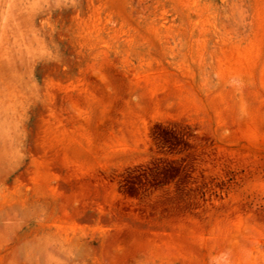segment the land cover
Returning <instances> with one entry per match:
<instances>
[{
    "label": "rangeland",
    "instance_id": "obj_1",
    "mask_svg": "<svg viewBox=\"0 0 264 264\" xmlns=\"http://www.w3.org/2000/svg\"><path fill=\"white\" fill-rule=\"evenodd\" d=\"M0 264H264V0H0Z\"/></svg>",
    "mask_w": 264,
    "mask_h": 264
}]
</instances>
